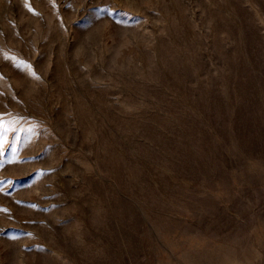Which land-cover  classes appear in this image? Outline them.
Returning <instances> with one entry per match:
<instances>
[{
	"label": "rangeland",
	"instance_id": "1",
	"mask_svg": "<svg viewBox=\"0 0 264 264\" xmlns=\"http://www.w3.org/2000/svg\"><path fill=\"white\" fill-rule=\"evenodd\" d=\"M0 124V264H264V0H0Z\"/></svg>",
	"mask_w": 264,
	"mask_h": 264
},
{
	"label": "snow or ice",
	"instance_id": "2",
	"mask_svg": "<svg viewBox=\"0 0 264 264\" xmlns=\"http://www.w3.org/2000/svg\"><path fill=\"white\" fill-rule=\"evenodd\" d=\"M30 11H31V9H29ZM35 14V13H34ZM37 79H38V77H36ZM3 126H2V124H0V128H2ZM30 235V234H29Z\"/></svg>",
	"mask_w": 264,
	"mask_h": 264
}]
</instances>
